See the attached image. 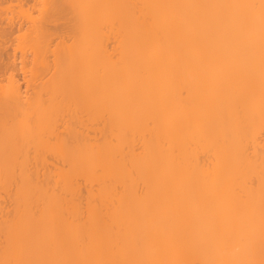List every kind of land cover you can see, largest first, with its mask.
<instances>
[{"label":"bare ground","instance_id":"1","mask_svg":"<svg viewBox=\"0 0 264 264\" xmlns=\"http://www.w3.org/2000/svg\"><path fill=\"white\" fill-rule=\"evenodd\" d=\"M34 3L0 27V264H264V0Z\"/></svg>","mask_w":264,"mask_h":264},{"label":"rangeland","instance_id":"2","mask_svg":"<svg viewBox=\"0 0 264 264\" xmlns=\"http://www.w3.org/2000/svg\"><path fill=\"white\" fill-rule=\"evenodd\" d=\"M79 1L81 2V0H66V2H70L69 5H71V2H73V4L74 3L76 4V3H79ZM64 2H65V0H64ZM35 8H37V6L34 3V0H0V27L1 26H5V23L3 21L4 17L5 16L8 17L11 12L14 13V15H15L14 20H17L18 18H20V16H22V11L26 12V11H29V10L35 9ZM11 9L13 11H11ZM18 11H21V13L19 14ZM72 11H74L72 13V14H74V16H72V14H68V16H65V17L64 16H59V15L54 16L52 18V22H50L48 24V27H47L49 32L51 33V35L52 34L55 35L53 37H56L57 35L62 34V36H64L65 38H68V40H67L68 44H70V43L72 44L73 41L74 40L76 41V39H77L76 35H75L77 33L74 32L70 28L68 23L66 24V22H67L66 20L68 18H72V22H75V20H77V19H74L76 17L77 13L75 12V10H72ZM17 12H18V14H16ZM12 13H11V15L9 17H13L14 16V15L12 16ZM32 15L35 16L37 14L35 12H33ZM120 17L118 18L117 16H115V17H113L111 19V21L114 23L113 24L114 25V29H113V31L111 33H109V32H107L106 28H104V34L113 35V34L116 33V28L119 27L118 26V19L121 20ZM124 22H126V21H124ZM16 34L17 33L13 34L11 37H15ZM12 42H13V40L11 42L6 43L4 46H0V49H2V51L4 52V55L2 56V59H5L6 55H10V54L13 53L12 48L15 45L14 42L16 43V41H14L13 43ZM77 49H78V45H77V42H76L72 46V50L74 51V50H77ZM19 55H20V53L17 50L16 51V55H15V62H16V71H15V73H17V77L19 78V80L21 82L20 84L22 85V87L24 89V87H25V79H22L23 69H21V63H20L21 57ZM21 162L22 161H20V159H15L14 160L15 164H19ZM29 162H31V161H29ZM9 194H10V188L8 186V183L5 180L4 176H1L0 177V242H3V240H4V227H5L4 212H5V209H7L8 195Z\"/></svg>","mask_w":264,"mask_h":264}]
</instances>
